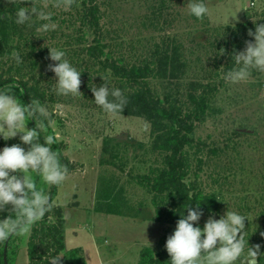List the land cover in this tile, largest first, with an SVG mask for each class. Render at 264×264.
Here are the masks:
<instances>
[{"label": "rangeland", "instance_id": "rangeland-1", "mask_svg": "<svg viewBox=\"0 0 264 264\" xmlns=\"http://www.w3.org/2000/svg\"><path fill=\"white\" fill-rule=\"evenodd\" d=\"M17 1L27 2L26 6L32 3L52 14L56 28L40 34V45L80 51L83 44L78 45L75 39L83 31H86L85 44L94 42L96 30L82 27L77 18L82 0H71L72 8L69 0L60 3L59 0ZM0 2L4 7L10 5L7 0ZM184 3L185 0H99L103 41L110 45L115 56L121 54L134 62L137 57H144L154 43L168 38L182 45L187 73L176 85L153 80L152 87L160 95L179 91L182 96L190 81H207V75L215 69L214 64L219 60L222 64L225 62L220 59L217 43L225 39L227 28L235 29L247 20L253 24L264 22L256 21L264 19V0H251L253 7L248 4L249 0H209V13L201 20L188 15L186 8H182ZM70 15L69 21L75 25L69 22L62 25L60 20ZM40 23L42 21L34 18L27 23L25 32L36 37L35 28ZM79 29L83 31H77ZM62 34L71 35L73 42L65 45L66 37ZM8 49L0 56V72L12 67L10 74L19 79L21 74L15 72L18 66L10 58L11 51L17 50L16 43H10ZM46 66L34 73L44 92L41 104L53 117L50 128L41 129V136L53 135L54 139L65 143L64 154L76 166V170L57 185L52 203L63 210L65 250L81 249L87 264H138L141 250L151 247L159 251L161 241L172 230L170 224L155 220L151 195L137 181L138 176L148 172L155 158L150 150V125L139 117L105 114L91 102L94 97L86 86L79 87L82 95H56L54 73L47 71ZM222 71L220 66L216 77L221 82L217 97L205 121L198 124L193 134L195 145L206 144L200 157L205 164L199 179L202 187L214 193L222 203L219 215L227 208L250 214L249 222L245 221V239L249 238V246L260 243L261 253H264V235L260 234L264 231V72L254 70L248 80L230 83L225 81ZM100 76L92 73L91 83L98 85ZM81 78L88 80L83 75ZM51 95L54 102L48 100ZM57 105L63 107L62 113L55 111ZM7 142L19 143V134ZM210 148L215 152L209 153ZM27 175L50 196L53 185L45 184L34 173ZM206 219L207 216H203L199 221L201 227ZM51 221H56L55 216ZM31 230L32 223L8 240L7 264H28ZM256 261L264 264L261 256Z\"/></svg>", "mask_w": 264, "mask_h": 264}, {"label": "trees", "instance_id": "trees-1", "mask_svg": "<svg viewBox=\"0 0 264 264\" xmlns=\"http://www.w3.org/2000/svg\"><path fill=\"white\" fill-rule=\"evenodd\" d=\"M57 2L60 3L62 0ZM69 2H71L70 7L72 8L74 5L71 0ZM20 4L26 6L27 2L20 3L17 0H12L8 7H4L0 2V56L6 49L9 50L10 43H16V49L22 57V62L16 65L18 67L15 71L16 74H21L19 79H16L15 74H10L12 67L0 72V90L12 92L26 104L31 100H38L42 103L44 92L41 91L39 79L34 73L51 61L48 57V48L45 45H40L38 41L40 36L36 32L34 34L37 35L36 37L25 32L27 23L17 25L14 22V11ZM77 16L82 27L90 26L96 30L94 42L91 44H85L86 31L77 30L83 31V34L77 36L75 41L80 46L83 44V47L80 51L65 50L73 65L83 71L81 75L88 78L87 81L81 78L79 87L91 85L92 73L107 77L109 83L121 88L127 98V103L121 114L139 117L150 125L152 137L150 150L155 154V158L149 166L148 172L138 176L137 181L151 195L155 220L170 224L172 226L171 234L179 219V212H182L189 204L190 207H195V203H201L200 207L204 211L203 216H208L209 209L212 213L219 215L223 208L222 203L217 200L214 193L208 192L202 187L199 179L205 164L200 157L206 144L195 145L193 134L198 124L205 121L212 102L217 97L221 86V82L216 80L220 74L219 67H223V74L233 67L231 53L234 49L242 50L245 46L244 42L252 39L247 33L249 29L254 31L255 25L247 20L237 25L235 29L227 28L225 30V39L217 43L221 52L220 59H225V62L222 64L219 60L214 64L215 69L209 72L206 77L207 81H190L182 96L179 95V91L176 92L178 95L173 93L160 95L152 87L153 80H165L176 85L183 80L187 73L188 64L184 59L183 47L180 43L170 38L154 43L144 57H137L134 62H130L124 55L115 56L110 45L104 43L100 26L103 13L99 0H82L81 9L77 10ZM71 19L70 15L68 19L60 21L62 25L67 22L75 25V22L69 21ZM65 37V45H70L74 40L71 35ZM89 61L91 64H87ZM26 68L28 70L26 72L19 71L20 69L25 71ZM100 83H102V79L98 85ZM179 96L185 97V99L183 100ZM48 100L54 102L55 99L51 95ZM26 123L30 128L35 126V122L31 118H27ZM44 127L50 128L47 121L44 122ZM54 140L51 147L57 152L62 163L67 165L69 172H74L76 166L64 154L66 144ZM13 143L0 139V148ZM194 145L196 150L192 155L191 149L194 148ZM208 152L214 153L215 150L210 148ZM194 160H196L195 167L193 166ZM192 174L193 179H191ZM56 189L57 185H53L50 194L52 203ZM10 208L9 205L8 209L0 212V220L8 218ZM53 216L56 218L55 222L51 221ZM12 217L15 218L14 213ZM64 224L63 210L60 206H52L43 217L32 222L27 245L28 264H48L47 257L53 255L63 256L59 264H87L81 255V249L65 250ZM27 225L29 224L24 225V228ZM21 230L0 239V264H5V259L9 261L6 258V243ZM166 238L167 236L161 241L160 249L157 252L151 247H144L140 252L138 264H168L170 257L164 247Z\"/></svg>", "mask_w": 264, "mask_h": 264}, {"label": "clouds", "instance_id": "clouds-1", "mask_svg": "<svg viewBox=\"0 0 264 264\" xmlns=\"http://www.w3.org/2000/svg\"><path fill=\"white\" fill-rule=\"evenodd\" d=\"M7 2L11 3V0ZM248 4L254 6L251 0ZM182 8H186L188 15L201 20L209 13V0H185ZM34 18L42 21L35 28L38 36L56 28L52 14L32 3L31 6L20 4L15 8L14 22L17 25H24ZM254 25V31L249 29L247 33L252 39L244 42L242 50L234 49L231 53L233 67L223 74L227 82L246 81L254 70L264 72V22H255ZM47 48L50 61L55 62L46 66V70L55 76V94L82 95L79 86L83 71L73 65L62 47ZM10 58L17 65L22 62L20 53L15 49L11 51ZM100 77L102 83L89 85L94 97L91 102L107 115L121 116L127 98L121 88L109 83L107 77ZM55 111L62 113L63 107L57 105ZM27 118L35 122L34 127H27ZM45 121L51 126L52 113L38 100L26 104L12 92L0 90V139L7 141L19 134V143L0 148V212L11 206L8 218L0 220V239L40 219L53 206L48 193L38 188L27 173L38 175L48 185L62 184L70 175L67 165L51 147L55 142L54 136H41ZM189 205L182 212L178 211L179 219L166 238L164 247L170 257L168 264H257L258 256L264 258L261 244L249 246V238L245 239V221L249 222L250 214L227 208L223 215L216 218L217 214L209 209L201 227L199 221L204 215L201 203H195V207ZM260 234L264 235V231ZM61 257L48 256V264H59Z\"/></svg>", "mask_w": 264, "mask_h": 264}, {"label": "water", "instance_id": "water-1", "mask_svg": "<svg viewBox=\"0 0 264 264\" xmlns=\"http://www.w3.org/2000/svg\"><path fill=\"white\" fill-rule=\"evenodd\" d=\"M5 264H7V261H6V259H5Z\"/></svg>", "mask_w": 264, "mask_h": 264}]
</instances>
